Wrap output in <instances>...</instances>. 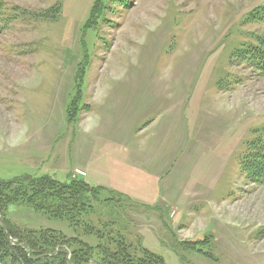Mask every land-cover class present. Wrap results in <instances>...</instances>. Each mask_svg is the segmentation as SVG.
Wrapping results in <instances>:
<instances>
[{"label": "rangeland", "instance_id": "rangeland-1", "mask_svg": "<svg viewBox=\"0 0 264 264\" xmlns=\"http://www.w3.org/2000/svg\"><path fill=\"white\" fill-rule=\"evenodd\" d=\"M55 1L3 0L6 12L45 15ZM59 1L54 22L0 26V178L94 185L88 156L132 149L159 175L151 205L162 211L125 205L122 216L91 198L74 227L26 206L10 205L7 217L76 238L68 254L86 249L95 260L123 234L167 264H264V182L238 164L264 133V73L235 60L264 43V0H103L88 24L95 0ZM150 150L161 153L155 164L144 161ZM45 248L54 256L59 247Z\"/></svg>", "mask_w": 264, "mask_h": 264}, {"label": "trees", "instance_id": "trees-1", "mask_svg": "<svg viewBox=\"0 0 264 264\" xmlns=\"http://www.w3.org/2000/svg\"><path fill=\"white\" fill-rule=\"evenodd\" d=\"M103 3V0L93 2L86 18V24L93 16H98L105 6ZM61 5L59 0L55 1L52 7L48 8L46 15L41 10L26 12V9L23 10L17 6L6 12L5 4L3 0H0V26H8L13 20L26 17L42 18L43 21L54 22L60 15ZM235 58L236 61L240 59L243 64L264 73V43H252L237 49ZM71 94V99L65 108V121L68 125H73L75 122V111L72 113L70 108L76 105V97H80L77 82ZM238 164L240 171L249 176L251 174L255 182L257 180L264 182V133L263 135L257 133L256 137L246 144L244 153L238 157ZM91 198L111 209L116 207L119 210L128 205L127 208L130 209L135 206V208H145L148 211L157 210L160 213L162 211L161 207L142 203L125 193L111 190L103 185H91L82 179L62 182L48 175L39 177L20 175L9 180L0 178V264L6 258L18 264H167L159 253L143 246L138 237H135V241H126L121 237L123 234H116L117 239H110L116 246L114 252L101 249L102 255L107 258L106 261L92 259L88 253L89 250L86 249L80 251L73 249L72 255H69L66 248H69L70 242L76 238L69 239L71 237H67L63 232L51 228L23 227L7 217L10 205L26 206L49 218L66 220L69 226L74 227L72 221L79 220L77 216L79 211L89 208L90 201L88 200ZM119 213L124 216L120 210ZM198 243L200 241L194 242L191 246H196ZM48 246L59 247L54 256L52 252L49 253L46 248L44 249ZM40 258L44 261H40ZM55 261L57 262L54 263Z\"/></svg>", "mask_w": 264, "mask_h": 264}, {"label": "crops", "instance_id": "crops-1", "mask_svg": "<svg viewBox=\"0 0 264 264\" xmlns=\"http://www.w3.org/2000/svg\"><path fill=\"white\" fill-rule=\"evenodd\" d=\"M140 133L141 131L138 134ZM108 151H111V154H108ZM150 151L153 154L143 157L144 161L155 164L161 153ZM119 152H116L114 146L96 151L92 157L88 156V163L85 165L86 176L90 177L94 185H103L111 190L125 193L142 203H153L152 189L158 184L159 175L148 171L144 162L139 161L141 156L138 155L139 152L130 149L125 153L120 148Z\"/></svg>", "mask_w": 264, "mask_h": 264}, {"label": "built area", "instance_id": "built-area-1", "mask_svg": "<svg viewBox=\"0 0 264 264\" xmlns=\"http://www.w3.org/2000/svg\"><path fill=\"white\" fill-rule=\"evenodd\" d=\"M76 171H77V170H76ZM79 174H81V173H79ZM81 175H84V174L82 173Z\"/></svg>", "mask_w": 264, "mask_h": 264}, {"label": "water", "instance_id": "water-1", "mask_svg": "<svg viewBox=\"0 0 264 264\" xmlns=\"http://www.w3.org/2000/svg\"><path fill=\"white\" fill-rule=\"evenodd\" d=\"M0 221H1V219H0Z\"/></svg>", "mask_w": 264, "mask_h": 264}]
</instances>
